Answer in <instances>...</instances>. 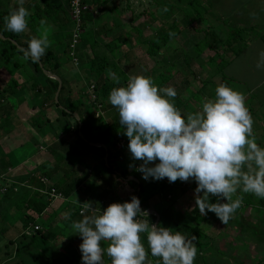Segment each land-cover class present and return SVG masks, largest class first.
<instances>
[{
  "label": "trees",
  "instance_id": "trees-1",
  "mask_svg": "<svg viewBox=\"0 0 264 264\" xmlns=\"http://www.w3.org/2000/svg\"><path fill=\"white\" fill-rule=\"evenodd\" d=\"M109 1L110 0H82V3L87 4L90 8L82 13V28L84 29V31L79 35L78 43L75 48L76 56L80 60L77 64H75L69 56L70 49L68 48V43L70 41L71 31L70 34H67V46L66 48L62 49L61 53L67 55L70 66H73L74 64L83 71L81 75L84 84H82L76 91V88L72 89L73 87L68 77L60 74L59 70L63 65L62 61L57 57V55L61 54L60 52L57 54L55 53L54 49L49 47L46 49L45 55L38 62H33L31 59H23V53L21 49H26L28 47V41L33 36L29 35L26 31L20 34H16L6 30L4 18L9 14V11L14 8L11 5L10 0H0V56L1 58L5 59L7 63L11 64V67L15 70L26 66L28 68L27 71L30 70L31 72V75L29 77L30 87H27L25 84H23V82L21 83L18 79H15L13 77H9L8 80L5 81L6 84L4 86L3 84H1L3 82H0V133L4 134L7 131L5 127L9 122L12 121V113L17 111V109H20L21 111V106H23L24 109L25 107L29 108V110L34 112V114H32L31 116L27 115L26 118L28 119L20 122L18 124V127H20L23 130L24 134L29 137V140L36 145L37 151L45 150L46 147H43V143L47 141V139H43L44 142L42 140L39 141L38 136L42 137L47 133H53L55 140H53V142L48 145L49 151L54 150L56 152L58 151V154L60 155H66L65 159L66 161H68V155H72L71 153H73L74 151L71 152V149L67 150V146L69 145V143L64 142L65 138L63 137L64 135H62L61 132L64 133L66 132V130H70L71 126V130L73 131V134L77 136V138L83 140V143L93 150H99L101 152L98 161H95V163H91L90 161L87 162L90 167L88 169L83 168L82 170L77 165L79 162L74 161L72 166L64 163V165L61 167L57 163L56 166H53L52 168H49L45 171H41V167H39L36 162H34L35 160H31L30 163H25L26 170L18 168L15 169L17 171H11L13 168L18 166V161L15 156H10L9 153L7 155L0 156V189L3 186H6L5 191L0 190V198L3 199L2 203H4V210L0 214V223H10V225H16L18 229L21 230V233L19 234L21 238H19L18 240H16V238H9L7 242L3 241V246L0 247V251L2 250L0 259L3 257L8 258L13 254V257H20L21 262H25L27 264H31L30 261H33L34 263L41 262V264L82 263L81 256L79 254L72 256L64 262H59L60 260L58 258H48L46 256V253H42L41 251H32L31 249H29V247L33 244V237L38 236L40 242L42 241V244H44V242L47 243L49 240H57L64 236L62 234V231H67L68 227L71 226L74 221H79L86 215H100L101 211L106 209L110 204L117 203L116 194L113 193V190L115 184H118L117 181L119 180V186H121L123 181L125 184L132 188V191L127 196V199H124V196H121V199H123V201L121 202H129L131 198L135 196L141 201L142 210L144 203H147L152 197L157 196L162 190H164L171 184L168 180L167 182L161 180H153V182H143V180L138 177V174L135 171H132L125 166L120 167L116 163V156L113 152L119 140L123 143V145L120 146L121 149H127L129 144L128 138L123 135V131L125 130L122 129L121 125L119 124L118 110L113 107L108 100L111 90L116 87L125 86L126 80L127 78H129L126 70L127 65L124 63L123 66H119L117 58H119V56L126 57V50L124 49V47L130 46V39L127 36L131 33L130 30L134 29L135 32H137V35H141L142 28L140 29V26L135 25L130 26L129 23L131 22L127 20V22H123L124 24H126L124 26L126 31L124 30L123 32L122 27V29L117 30L116 32H111V38L108 39V41H104V46H106L109 52L108 54H110L111 57H109L106 53L99 54L93 52V55L91 57L89 56V59L83 61L80 59V56L78 54V50L81 49L85 43L88 44L91 49H93V47L98 43L96 38L97 33L92 28V21L94 18L92 11L99 5L103 6ZM188 3L191 4V0H189ZM160 8L161 11H165L166 9L170 13L173 9L169 6H161ZM131 14L128 15L131 16ZM70 19L67 21H70ZM188 21V23L190 24L191 20ZM28 23L29 28H31L32 31L37 32V28H39L40 24L39 21L36 20V16L31 14ZM71 24L72 30L74 25L73 20H71ZM120 24L121 23H117L115 26L118 27ZM198 28L199 30L196 31V33L199 34V36H197L198 40L200 42L206 41L209 43V45H211L212 48H217L216 45H212V43L209 42V38L215 40V33L213 31H209V28ZM237 33L238 31H230V33L228 34L230 37H232ZM169 34L170 32L166 29L163 30L160 35L156 33L151 39V42L149 41L151 43V46L149 47L151 48L148 49V53L151 55H155L158 53H163L165 50L167 51L168 49H170V47L172 48V46H170V39L172 38V35L170 36ZM196 45L197 43L194 46ZM206 47L208 46L206 45ZM212 48L209 51H212ZM182 53L184 52L182 51ZM201 54L202 53L197 52V55H199L200 57L202 56ZM172 56H174V54H172ZM216 56L217 52L212 53L211 56L205 57L207 59L206 63L212 66V75H214L216 71H222V66L225 65L224 62H217V64H215L214 60H216ZM19 60L23 62L21 63ZM121 62L122 61H120V63ZM185 62L188 63V61ZM40 65H42V67ZM189 67L190 66H188L187 68L189 69ZM109 69H111V72L114 73V76L109 75ZM197 69H189L188 71H193L192 76L194 77L195 73H200L201 71ZM47 72L57 74L60 77L61 88L58 92L57 100L55 99V92L58 87V81L49 76ZM2 75L3 74H1L0 72V79ZM157 78L158 79L155 85L158 87H162V85L165 84L170 78V71L167 73L160 72L157 75ZM117 79L119 80V83H117ZM199 82L201 85L196 90L198 94L203 91V87L207 84V82H202V80H200ZM91 84L93 85V87L91 88V90H88ZM74 86L76 87V85ZM181 100L184 99L176 96L174 98L175 106L180 109L181 112L183 111L182 108H186L189 113H192L187 107L188 104L186 105L185 101ZM107 102L109 107L111 106L112 111H114L113 115H115V117L112 120L110 119V121L105 122L104 124L97 123V119H101L102 116H95V110L97 107H99L97 108V110L100 108L105 110ZM200 102L202 103V99L200 100ZM27 103L29 104V106L27 105ZM96 104H99V106H97ZM48 107H52L57 112V114L60 115V118L57 117L54 120H50V118H48V116L46 115ZM191 109L193 112H195L196 110V108L193 107ZM23 112L24 111H21L20 114ZM74 113H78L80 123L74 117ZM70 118L73 119V122ZM62 120L64 122H62ZM56 121L60 125V129H58V126L55 125L57 124ZM27 125L29 127L28 129L26 128ZM93 125H96L98 129V133L96 134L93 133ZM79 132L81 133V136ZM85 139L92 142H100L106 146L108 153L107 162H103V157L106 152L105 148H103L102 146L89 145V143L85 141ZM68 151L70 152L68 153ZM86 160L87 159H85L84 162H86ZM99 162H101L100 165ZM101 167H103V170ZM20 168H24V166ZM23 170L25 172L22 173ZM87 170L94 171L92 173L93 179H98L101 176L99 180L102 185V191H99L95 196L97 198V203L99 204L98 208H96L98 212L89 213L88 209H86L82 213H80V209L82 208L81 204H79L78 206V204L71 202L60 209V224L58 223L54 226L53 219L55 217L51 215L49 216V214L44 215L46 211H51V209L48 208L53 199V197L51 196V189H53L55 193H60L63 197L61 199L72 197L75 198V196H77L76 198H78V195H83V188L85 186L88 187L87 185L90 184V181H88ZM2 174H12L11 176L14 184H8V182L5 181L4 183H2V181L4 180ZM130 176L135 177L136 180L132 178L128 179V177ZM80 186L83 188H81ZM14 187H17L18 189L15 191ZM196 187L197 186H195L192 190H195ZM76 193L77 195H74ZM9 194H12L14 196L16 195V198H12L11 196H9ZM210 202L217 203V198L210 197ZM172 203L173 201L171 202V204H169L168 207V209H171V211L167 209L162 212H158V210L154 208L159 215L156 226L169 228L173 231H180L189 239L195 236L196 239L194 240V243L197 247V252L202 251L205 246L209 245V243H207L206 239L207 234H205L204 237L206 239L204 240L206 243L201 240V221H206V218H210L211 216L213 217L215 214L212 212H208L206 216H201L198 208L194 212V214L191 215V218L193 219V221H195V224L193 226H187L183 228L180 227L183 226L180 224V221L177 222V216L175 215L176 213L174 211ZM243 204L250 205L251 202L248 201V199L243 198ZM260 204L264 205V202H260ZM40 217L47 218L43 220L42 225L40 226L41 228H39L38 224H36L37 219H39ZM148 217H151L149 223L153 224L156 219L155 214H153V212H150L148 214ZM172 221L174 222L173 224L170 223ZM35 226H38V228H35ZM6 229V225L0 227L1 233L6 234ZM33 230L38 235L29 236L27 233L29 231L32 232ZM141 241L142 243L143 241L147 242V235L144 237H142L141 235ZM10 246L14 247V249H12L13 252ZM147 251L150 252V249L148 248ZM25 254L28 255L25 256ZM158 260L155 258L156 264ZM1 262L2 261L0 260V263Z\"/></svg>",
  "mask_w": 264,
  "mask_h": 264
},
{
  "label": "clouds",
  "instance_id": "clouds-1",
  "mask_svg": "<svg viewBox=\"0 0 264 264\" xmlns=\"http://www.w3.org/2000/svg\"><path fill=\"white\" fill-rule=\"evenodd\" d=\"M24 3L18 0L19 6L5 16L7 31L20 34L28 29L30 13ZM50 30L47 20L41 19L39 37H31L28 47L21 49L23 59L38 62L45 55L51 46ZM256 68L264 71V50ZM108 73L114 76L111 69ZM176 96L172 87L160 88L151 77L132 75L126 86L111 90L108 100L118 110L131 158L142 161L136 169L142 178L195 181V206L201 216L212 212L227 225L243 203L238 190L264 199V147L254 135L246 98L220 84L214 99L203 98L201 110L185 117L174 104ZM210 197L218 202L211 203ZM81 205L92 207L91 202ZM147 217L141 201L133 196L130 202L110 204L100 215L74 221L71 228L82 238V264H104L105 253L110 264H153L141 241L142 233L147 234L151 256L159 258L157 264H194L196 237L189 239L180 231L157 227ZM105 241L106 248L102 247Z\"/></svg>",
  "mask_w": 264,
  "mask_h": 264
},
{
  "label": "rangeland",
  "instance_id": "rangeland-1",
  "mask_svg": "<svg viewBox=\"0 0 264 264\" xmlns=\"http://www.w3.org/2000/svg\"><path fill=\"white\" fill-rule=\"evenodd\" d=\"M11 2L13 3L14 0H11L10 3ZM152 2L153 0H111L109 3L102 6L101 9L96 12V15H95L99 19H102L101 20L102 23L100 22L97 25V28L94 29V31L97 33L96 38H97L98 43L93 47V49H91L88 46V44L85 43L84 46L78 50L80 59L83 61H86L93 55V52L99 53V54H104V53L108 54L109 52L106 46H104V41H108V39L111 38L110 32H108V30H111V29L110 28L105 29L103 24L104 23L114 24L116 23V21L117 22L118 20L120 21V19L123 22L124 21L127 22V20L129 19V21L131 22L129 23L130 26L135 24V25L140 26V29L142 28V34L137 35V32H135L134 29L130 30L131 33L127 35L128 38L130 39L129 41L130 46L124 47V49L126 50V57L119 56V58H117L118 65L123 66L124 63L127 65L126 70H127V75L129 77L132 75H144L146 77H151L154 81V84H156V81L158 79L157 75L160 72L167 73L170 71V78L160 88H165V87L174 88L177 92V96L179 98L184 99L181 101H185L186 105L188 104L187 107L188 109H190L189 110L190 112H193L191 109L192 107L196 108L195 112L197 111V109L199 111L202 108V103L200 102L201 99L203 100V98L205 97L209 99H214L216 87L220 84H225L229 86L230 85L229 82H231L230 76L226 74L223 69H222L223 71H219V72L216 71V73H214L213 75V79L210 81H207L206 79L208 78V72H212L211 71L212 66L208 65L207 63L202 62L203 68L200 67L201 65L200 61L201 59H204L205 56L200 57L199 55H197V52L206 53V51H209L212 47L211 45H209L208 42L206 41L200 42L198 40L197 36H199V34H197L196 31L199 30L198 28L199 26H197L196 24L195 16L198 10H203V9H206L207 7L203 4L199 8L198 2L191 0L192 3L190 4V7L182 12L181 9L176 6L179 4L178 0H172L173 5L170 3V0H155V2L160 5V7L169 6L170 8H173L172 11H174L175 14H169L167 18H163V16L165 17V14L162 15L160 11V13L156 14V20H155L156 29L151 30L150 29L152 28L150 26L151 24H148L146 20H148L150 16V14L148 16V13L151 7L150 4ZM113 7H116V8L118 7L117 8V10L119 9L118 17L115 15V11L113 13V11L111 10ZM124 10L125 12H128V11L133 12V16L132 15L123 16L122 11ZM176 12H180L182 15ZM105 14H107L108 16H106ZM184 17H185V21L189 22L188 20H191V23L189 24L190 26L185 25L183 28L182 25H183ZM163 19H167V21L164 22ZM121 21H120L121 24L115 29H112V32H115L116 30H120L122 29V27H123L122 31L124 32L125 30L124 26L126 24H124L125 22L123 23ZM146 23L148 24L147 26H146ZM67 26L69 27V23L67 24ZM165 29L173 34L172 38L170 39V45L172 46V48L170 47V49H168L167 51L165 50L163 53H158L155 55L149 54L148 49L151 48L149 47L151 46V43H150L151 39L153 38L155 33L160 35ZM196 43L197 45L194 46ZM206 45L208 47H206ZM56 50L60 51L61 48L58 47L56 48ZM182 51L185 53L184 56H182ZM215 52H220L219 47L212 48L211 54ZM172 54H174V56H172ZM170 55H171V58H170ZM108 56L111 57L110 54H108ZM218 56L219 54L217 53L216 59ZM183 57H185L186 59L183 60ZM58 59L61 60L62 63L66 61V59L64 58V54H61ZM79 61L80 60L77 57V63H79ZM120 61L122 62L120 63ZM185 61H188V63H186ZM63 66L64 67L61 69L63 70L64 74H66L65 76L68 77L69 81L71 82L72 87H73L72 89L76 88V91H77L80 88V86L84 84L83 83L84 81L81 75L83 71L80 70L74 64L73 66H71V69L69 68L70 67L69 63ZM188 66H190L189 69H193V70L199 67L197 70H201V72L203 71L206 74H204L203 77L199 78L200 73H195V76L193 77L192 76L193 71L192 72L188 71L189 70L187 68ZM26 69L28 68L26 67ZM26 69L25 71L20 70V69L15 70L14 68L11 67V64L7 63L5 59L1 58L0 56V72L1 74H3L0 79V82L1 81L3 82L1 84H3L4 86L6 84L5 81H7L9 77H13L15 79H19V82L21 83L23 82V84H25L27 87H30L29 77L31 75V72L30 70L27 71ZM221 76H224L225 79L222 78ZM21 77H23V79H21ZM201 78H202V82H207V84L203 87V91H201L198 94L196 90L201 85L199 82ZM127 82H128V78L126 80L125 86L127 85ZM74 85H76V87ZM229 87H231V85ZM231 88L235 91H240V90L235 89V87L234 88L231 87ZM97 108L95 110V116L97 115L96 114ZM100 109H101V112H99L98 116H102V118L97 119L98 120L96 121L97 123L104 124L105 122L110 121V119L112 120L115 117V115H113L114 111H112L111 106L109 107L108 102L106 103L105 110H103L102 108ZM182 110H183L181 112L182 115H185L186 117V115L189 112L187 111L186 108L185 109L182 108ZM28 111L25 110L19 116H16L15 113H12V117L14 119H11V120L14 121L13 124L17 123L18 125L20 122H23L28 119L26 118L27 115L31 116L32 114H34V112L29 110V108H28ZM254 114L255 112L253 111V113H251V116L255 117ZM70 119L71 121L73 120L72 118ZM62 122L64 121L62 120ZM55 125L58 126L57 127L58 129H60V125H57V124ZM26 128L28 129L29 127L26 126ZM93 128H94L93 133L94 134L98 133V129L96 125H93ZM253 130H256V129L253 127ZM1 135L2 134L0 133V137ZM50 135H53V134H50ZM42 137L45 138V135ZM27 138L29 139V137ZM82 142L83 140L81 139L78 140L79 146L82 144ZM31 144L34 145V143H32L31 141L29 144H24V143L22 144L23 151H24L23 153H26V152L28 153V150L26 149H28L29 146H31ZM121 145H123V143L122 141L119 140L118 143L116 144L115 149L113 150L116 156L115 158L116 163L120 167L125 166V167H128L130 170L135 171L138 174V177L143 180V182H153L154 179L152 178H149V180L147 181L142 178L143 174L136 171V169L139 168L140 165L142 164V161L133 160L131 158V153L129 152L128 148L121 149L120 147ZM258 145L261 146V144L259 143ZM4 146H5L4 148H6L7 151L0 147V156L7 155L8 150L12 149L11 146H7L6 144H4ZM19 147L20 146H17L15 149H18ZM84 147H86V150H91V152L94 153V150L90 148L89 146H87L86 144ZM75 149H77V147H73L71 148V150L68 148L67 150H70L72 152V150H75ZM15 151L16 150L13 149V153H15ZM70 151H68V153ZM86 154L87 152H85L84 154L85 155L84 159H87L86 162L96 161L93 158L92 159L88 158V157H91V154L90 156H88L89 154L87 155ZM99 157L100 155H98V159ZM103 162H105V157L103 158ZM158 162L159 161H157L156 163ZM100 164L101 162H99V165ZM130 165H132V167H130ZM51 166H55L54 163H52L50 167ZM150 166H155V165H150ZM89 167H90L89 165L86 166L87 169ZM18 168L19 167L16 166L11 171L13 170L17 171L15 169H18ZM101 168L103 170V167ZM6 175L8 174H2L3 179H4L2 183H4L5 181V182H8V184H11V185L14 184V181L8 180L9 175L8 176ZM91 180L96 182L98 179L96 180V179L91 178ZM167 180L168 179L165 178L161 181L167 182ZM119 181H117L118 184H115V187L113 186L114 187L113 193L117 195V198H116L117 203H122L121 201H123V199H121V196H124V199H127L128 198L127 196L131 193L132 188L129 187L127 184H125L123 181H122L121 186H119L120 185ZM195 186H197L195 181L181 182L178 180L175 183H171L170 186H167V188L162 190L157 196H154L151 199H149L147 204L144 203L143 211H146L149 214L151 212L149 210L151 209L148 210V207L153 208L152 212L153 214H155L157 218L156 214L158 212L167 210L169 207V204H171V202L173 201L172 204H173L174 211L176 213L175 215L177 216L176 217L177 222L180 221V224L183 225V226H180V225L179 226L183 228L187 226H193L195 224V221H193V219L191 218V215L194 214V212L198 209V207L195 206L194 191L191 190ZM14 188H16V190L18 189L17 187H14ZM237 195L242 196L245 199H248V201H250L251 204L247 205V204L242 203L241 207L232 215L227 225L223 224L216 215H214L213 217L211 216L210 218H206L208 221H205V220L201 221V224H200V229L202 231L201 240L204 241L207 239V243H209V245L205 246V248L202 251L197 252V256L195 258L194 264H264V209L260 204V202H264V199L257 198L253 194L243 193L242 191H239V190L237 192ZM9 196H11L12 198H16V195L14 196L12 194H9ZM235 198L236 197L234 196L233 199ZM60 199L61 198H57L56 200L51 201L52 204L50 205V208H49L51 209V211L50 212L46 211L44 213V215L49 214V216L51 215L55 217L53 219L54 226L57 225L58 223L60 224L59 220H61L60 218L61 215L59 213L60 209L57 208L58 207L57 205L59 204ZM2 201L3 199L0 198V214L4 210L3 208L4 203H2ZM223 201H227V200H223ZM154 208L157 209L158 212H156ZM169 211H171V209ZM93 212L94 213L98 212V210L96 209V211H93ZM45 218L46 217H40L39 219H37L36 224H38L39 228H41L40 226L42 225V222ZM150 218L151 217H147L149 221H150ZM158 218H159V215H158ZM138 219L143 220L146 218L139 217ZM235 219H236V222L234 221ZM170 223L173 224L174 222L172 221ZM5 225L7 228L6 234L1 233L0 231V247L3 246L2 245L3 241L7 242L9 238H16V240L21 238L19 236V234L21 233V230L18 229L16 225H13V224L10 225V223L8 224L2 223V222L0 223V227H3ZM27 234L29 236L38 235L36 234L34 230L32 232L29 231ZM205 234H207L206 239L204 238ZM141 235L142 237H144L147 234L142 233ZM57 241H59V239L54 241L53 244L55 243L57 244ZM41 242L38 236H34L33 244L30 245L29 249L35 252L41 251L42 253H46L47 243L44 242V244H42ZM144 242L145 241H143V244L147 251L148 242H145V243ZM81 243H82L81 238H78V240L76 239L74 240V244H76V246L78 247ZM104 244L106 245L104 248H106L107 242L105 241ZM10 248L11 250L14 249V247H11V246ZM68 249L70 251H67ZM64 251L65 253L69 252L70 257L71 255L74 256V255L79 254L78 252L79 248L76 249V251H71L69 247H66ZM148 253H149L148 259L152 260L153 264H156L155 263L156 257L151 256V253L149 251ZM1 254H2V250L0 251V255ZM27 255L28 254H25V256ZM58 259L60 260L59 262H64L68 259V256L63 257L59 255ZM103 259H104V264H110V259L107 257L106 253ZM156 259L158 260V258ZM0 260L2 261L0 264H27L25 262H21L20 257H16V256L13 257V254L8 258L3 257ZM30 263L31 264H41V262L34 263L33 261H30Z\"/></svg>",
  "mask_w": 264,
  "mask_h": 264
},
{
  "label": "crops",
  "instance_id": "crops-1",
  "mask_svg": "<svg viewBox=\"0 0 264 264\" xmlns=\"http://www.w3.org/2000/svg\"><path fill=\"white\" fill-rule=\"evenodd\" d=\"M11 1V0H10ZM68 1L69 0H25L24 7L29 11L30 15L33 14L36 16V20L39 21L41 19H46L48 26H50V33H49V40L51 41V48L54 49L55 53H61L63 48H66L67 42H68V36L67 34H70L72 24H71V19L69 17V7H68ZM111 1V0H110ZM109 1V2H110ZM179 4L176 5L181 9V11H185L187 8L190 7L189 0H178ZM199 4V8L204 4L207 8L203 10H198L196 13V24L199 27L202 28H209V31H213L215 33V40L209 38L210 42L212 45H216L219 47L220 52H217L219 56L217 57L216 60H214V63H222L224 62L223 70L226 74H228L231 78L230 85L231 87H235V89L240 90L238 92L242 93L245 98H246V106L250 111V114L255 112V117L253 118V127L256 130H253L254 135L257 138V143L261 144L262 147H264V71L258 70L256 68L257 61L259 59V53L261 50H264V0H195ZM108 2V3H109ZM154 2V3H153ZM153 2L150 4V9L148 13V24H151L150 28L151 30L156 29V14L160 13L161 8L158 3L153 0ZM170 3L173 5L172 0H170ZM192 3V2H191ZM11 5L13 8H17L18 5V0H14V2H11ZM104 6V5H103ZM102 6H98L92 11L93 14V21H92V28L96 29L97 25L101 22L102 19H99L96 17V12L101 9ZM166 7V6H165ZM118 8V7H117ZM116 7H113L111 10L115 11V15L118 17V12L119 9L117 10ZM123 16L131 14L133 16V12H125L122 11ZM180 13V12H176ZM161 14L164 15L163 18H167L169 14H175L174 11L171 13L168 12V10L161 11ZM181 14V13H180ZM108 16L107 14H105ZM110 15V14H109ZM182 15V14H181ZM185 16V15H184ZM70 21H67L69 20ZM30 16L27 18L29 21ZM129 20V19H128ZM164 22L167 21V19H163ZM99 21V22H98ZM121 21V19H120ZM120 21H116L114 24H103L105 29H111L108 30V32H112V29H115L117 26H115L117 23L119 24ZM154 21V22H153ZM123 22V21H121ZM69 23V27L67 24ZM102 23V22H101ZM146 23V26L148 25ZM29 25V23H28ZM135 25V24H134ZM190 26L187 21H185V17L183 19V25L184 26ZM138 26V25H135ZM40 27V25H39ZM38 29V28H37ZM117 31V30H116ZM115 31V32H116ZM230 31H238V33L235 36L230 37L228 33ZM26 32L31 35V36H36L39 37L40 33L32 31L31 28L26 30ZM156 34V33H155ZM229 36V38H228ZM171 46V45H170ZM60 47L61 50L57 51L56 48ZM210 52V53H209ZM63 54V53H61ZM57 55L59 56L61 55ZM185 53H182V56H184ZM203 57L205 56H211V51H206V53L201 54ZM64 58L66 61H64L63 65H67L70 62L67 58V56L64 54ZM220 58L222 60H220ZM185 59V57H184ZM183 59V60H184ZM21 63L23 61L19 60ZM206 63V58L201 59L200 63ZM61 66L63 68L64 66ZM201 68L202 65L200 66ZM71 69V66L69 67ZM20 70L26 69L25 67L19 68ZM27 70V69H26ZM222 70V71H223ZM60 74L65 76L63 70H59ZM200 77H203L205 72L200 71ZM224 78V76H221ZM23 79V77H21ZM213 79V75L211 72H208V78L206 79L207 81H210ZM225 79V78H224ZM19 80V79H18ZM202 80V78H201ZM229 85V86H230ZM204 95V93H203ZM29 106V104L27 103ZM28 111V108L21 106V111ZM20 109H17L14 113L16 116L21 115L20 114ZM252 111V112H251ZM29 112V111H28ZM46 115L50 120H54L57 117L60 118V115L57 114V112L52 108L48 107L46 111ZM12 119H14L12 117ZM14 121L9 122L6 125L7 131L1 135L0 137V147L4 148V144L7 146H11L12 149L8 150V153H11L10 155H15V158L18 161V167L19 169H24L26 170L25 164L24 163H30L31 160H35L36 164L41 167V171H45L49 169L50 165L54 163H58V165L63 166L64 163L69 164V166L73 165V162H79L77 165L81 168H86L87 165H89L85 161V152L89 154L88 157L90 159H95L98 161V155H100L99 150H94V153L91 152V150H86L85 144L82 142V144L79 146L78 143V138L73 134V131L71 130H66V132H61L63 137L65 138L64 142L69 143L67 146L69 149L73 147H77V149L72 150L74 151L71 153L72 155H68L69 160L66 161L64 155L58 154V151H47L48 145L55 140L53 135H50L51 133H47L45 135V138L38 136L39 141H43V139H47V141H43V147L45 146V150H38L36 148V145L31 144L28 149V153H23V146L22 144H29L30 140L26 137L24 134L23 130L18 127L17 123L13 124ZM57 122V121H56ZM57 125L58 122H57ZM28 127V125H27ZM53 134V133H52ZM60 134V135H61ZM42 138V139H41ZM17 146H20L18 149H15ZM81 148V149H80ZM13 149L16 150L15 153H13ZM12 151V152H11ZM13 153V154H12ZM86 154V155H87ZM83 158V159H82ZM104 158V157H103ZM89 160V159H88ZM71 161V162H69ZM84 163V164H83ZM91 163H95V161H92ZM24 166V168H20ZM51 166L50 168H52ZM87 169V168H86ZM22 171L25 172V171ZM85 171V170H84ZM88 171V181H90L88 187H81L84 189L83 195H78L75 196V198H67V199H61L59 200V204L57 205L59 209H61L63 206H65L68 203H76L78 204H84L86 202H91L93 208H97L99 204L97 203V198L95 197L96 194L100 191H102V185L100 182V178L98 180L92 181V173L94 172L93 170H87ZM39 173V172H38ZM12 175V174H11ZM11 175H6L9 177V180H12ZM94 182V184H93ZM88 188V189H87ZM101 188V189H99ZM192 190V189H191ZM194 191V190H192ZM104 192V191H103ZM74 195H77L74 194ZM73 195V196H74ZM202 195V193H201ZM83 197V198H81ZM117 198V195H116ZM56 199H52L54 201ZM218 202V200H217ZM222 203H226L227 201H219ZM49 204L48 208H50ZM147 204V203H146ZM261 206L264 209V205L261 204ZM151 209V210H149ZM148 210L152 212L153 208H149ZM89 213H92L93 211H90L88 209ZM206 221H208L206 219ZM236 222V219L234 220ZM67 228V227H66ZM62 236L59 241H57V244H53L56 239L49 240L46 244V256L48 258H58L59 255L66 257L68 256V259L70 257V253L64 251L66 247H69L71 251H76L79 247L74 244V240H78L79 237L78 235H75L74 231L72 230L71 226L68 227L67 231H62ZM82 239V238H81ZM58 240V239H57ZM105 242H102V247H105L106 245L104 244ZM67 251H70L69 249ZM79 255L81 256L82 253L79 249ZM82 259V256H81ZM75 264V263H73ZM78 264H82L81 262Z\"/></svg>",
  "mask_w": 264,
  "mask_h": 264
},
{
  "label": "built area",
  "instance_id": "built-area-1",
  "mask_svg": "<svg viewBox=\"0 0 264 264\" xmlns=\"http://www.w3.org/2000/svg\"><path fill=\"white\" fill-rule=\"evenodd\" d=\"M89 8L90 7L87 4L82 3V0H69V13H70L71 20L74 21V25H73V29L71 30L68 48L70 49L69 56L71 57L72 61L75 64H77V56L75 54V48H76L77 43H78L79 35L84 31V29L82 28V13ZM92 87H93V85L91 84L89 86L88 90H91ZM97 106H99V104H97ZM99 112H101V109H98L96 111V114H97L96 116L99 115ZM1 190L5 191L6 186H3L1 188ZM14 190H16V188H14ZM51 191H52L51 196L53 197V199L63 198L60 193H55L53 189H51ZM84 210H86V209H84L82 207L80 209V213H82ZM89 210L90 211H96V209L93 207L89 208ZM102 211H101V214H102ZM35 228H38V226H35Z\"/></svg>",
  "mask_w": 264,
  "mask_h": 264
},
{
  "label": "water",
  "instance_id": "water-1",
  "mask_svg": "<svg viewBox=\"0 0 264 264\" xmlns=\"http://www.w3.org/2000/svg\"><path fill=\"white\" fill-rule=\"evenodd\" d=\"M41 67H42V65H40ZM47 74L49 75V76H51V77H53L54 79H56L57 81H58V87H57V90H56V92H55V99L57 100V97H58V92H59V90H60V88H61V80H60V77L57 75V74H53V73H51V72H47ZM74 117L77 119V121L80 123V118H79V115H78V113H74ZM79 134L81 135V133L79 132ZM85 141H87L89 144H91V145H94V146H102L103 148H105V150H106V152H105V162H107V159H108V153H107V149H106V146L104 145V144H102V143H100V142H92V141H88V140H86L85 139ZM129 178H132V179H134V180H136V178L135 177H133V176H130V177H128V179ZM157 215V218L155 219V221H154V225L156 226V224H157V221H158V214H156Z\"/></svg>",
  "mask_w": 264,
  "mask_h": 264
}]
</instances>
